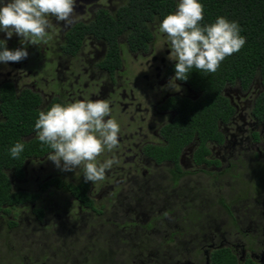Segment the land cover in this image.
I'll list each match as a JSON object with an SVG mask.
<instances>
[{"label":"flooded vegetation","instance_id":"af4514ba","mask_svg":"<svg viewBox=\"0 0 264 264\" xmlns=\"http://www.w3.org/2000/svg\"><path fill=\"white\" fill-rule=\"evenodd\" d=\"M119 5L76 0L72 25L49 17L48 44H28L19 62L0 61V123L9 84L39 96V110L85 96L108 100L121 127L119 146L98 158L119 163L95 184L79 168L42 165L53 151L42 142L48 150L27 158L21 175L9 173L12 191L35 201L0 205V264H215L218 250L238 264H264L261 81L227 82L220 93L234 110L227 119L223 108L215 138H204L193 109L210 92L202 72L177 80L179 91L168 87L176 61L158 32L163 18L131 41L129 28L97 19ZM3 44L25 47L0 31ZM23 139L38 142L36 131Z\"/></svg>","mask_w":264,"mask_h":264},{"label":"clouds","instance_id":"9594fccd","mask_svg":"<svg viewBox=\"0 0 264 264\" xmlns=\"http://www.w3.org/2000/svg\"><path fill=\"white\" fill-rule=\"evenodd\" d=\"M75 7L76 0H0V31L9 39L17 34L25 45L15 50L0 45V61L19 62L27 58L28 44H48L53 29L49 17L70 26L76 20ZM203 19L200 0H179L177 10L160 22L158 32L166 34L171 49L168 59L176 61L175 76L168 84L175 91L180 90L176 81L187 80L191 70L215 73L226 57L246 43L237 21L219 16L214 23L202 25ZM35 129L38 140L53 150L47 158L63 171L81 169L86 182L104 180L106 170L119 163L115 157L98 159L119 146L121 127L112 117L108 100L85 96L55 103L39 111ZM24 147L16 142L10 148L12 158H18Z\"/></svg>","mask_w":264,"mask_h":264},{"label":"trees","instance_id":"16d2710c","mask_svg":"<svg viewBox=\"0 0 264 264\" xmlns=\"http://www.w3.org/2000/svg\"><path fill=\"white\" fill-rule=\"evenodd\" d=\"M120 1L121 8L116 14L100 12L97 19L105 23L112 20V27L115 30L129 28L131 41L147 29L148 21L155 15L164 18L178 6L177 0ZM200 2L204 5L202 25L214 23L217 17L225 16L229 20L237 21L241 28L240 34L246 37V43L242 49L226 57L215 73L202 72L199 76L200 82L205 83L210 92L208 91L204 97L206 101L202 100L193 104L195 125L204 138H215L216 120L221 110L223 108L226 110L227 119L234 110L229 102L223 103L225 99L220 93V89L227 82L234 83L239 80L244 87H248L253 80H260L262 91L257 98L255 114L260 119H264V0H200ZM2 100L6 119L0 123V205L2 203L12 205L16 199L23 203L30 198L28 201L33 202L35 197L12 191L9 173L15 172L21 175L22 166L27 158L31 155L39 156L48 150L38 144L39 140L36 142V139L32 141L23 139V136L36 131L35 122L39 116L38 105L41 99L31 92L18 95L8 84L3 89ZM18 141L25 147L19 157L14 159L10 154V148ZM180 147L181 145H178V148ZM37 210L40 212L42 209L37 208ZM225 251L227 250L215 251L212 254L213 262L238 264L230 252L227 251L228 254L224 256Z\"/></svg>","mask_w":264,"mask_h":264},{"label":"rangeland","instance_id":"374dc122","mask_svg":"<svg viewBox=\"0 0 264 264\" xmlns=\"http://www.w3.org/2000/svg\"><path fill=\"white\" fill-rule=\"evenodd\" d=\"M100 3L102 4H107L109 6H117L120 4V0H99ZM178 4H179V0H177ZM42 165H44L45 167H47L49 165V167L52 169L55 166V163L51 160H47V162H45V164L43 163Z\"/></svg>","mask_w":264,"mask_h":264}]
</instances>
